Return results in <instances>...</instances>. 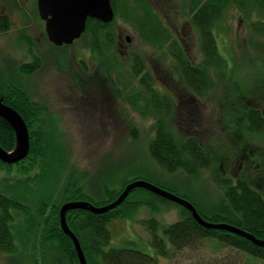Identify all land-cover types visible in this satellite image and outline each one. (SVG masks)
<instances>
[{
    "label": "rangeland",
    "instance_id": "rangeland-1",
    "mask_svg": "<svg viewBox=\"0 0 264 264\" xmlns=\"http://www.w3.org/2000/svg\"><path fill=\"white\" fill-rule=\"evenodd\" d=\"M147 1L178 38L192 63L201 64L203 53L199 34L188 17L177 9L178 0ZM37 2L0 0V14L7 15L12 24L7 33H0V75L5 86L21 87L29 95L32 105L41 110L38 120L31 124L29 130L32 133L43 131L56 137L68 155V169L55 181L58 191L48 206L46 217L53 206H59V198L70 174H75L86 193H90L87 188L90 181L98 186L100 175L97 173L99 170L107 171L106 165L123 170L122 174L129 179L137 177L148 181L194 201L200 209L209 210L220 195L214 180L216 170H203L197 176L187 175L184 171L175 174L163 171L149 152L159 120H164L169 130L180 139L195 136L211 151L223 146L221 158L226 161L222 159L220 173L233 178L244 176L264 195V134L254 139L247 137L243 123L238 119L242 116L236 110L234 118L226 115L224 96L227 82L224 78L215 75L216 89L204 98L195 97L184 86L172 56L144 43L135 30L119 18L111 28L116 36L114 56L106 66L90 48L89 37L83 36L71 46L56 47L47 37ZM250 19L264 20V16L256 14ZM248 21L243 20L237 9H231L215 32L220 52L235 64L234 78L240 82V88L244 90V80L251 86L258 78L261 80V88L256 89L259 94L248 95L246 109L264 108V97L255 99L264 96V63L259 62L257 51L251 48L250 38L254 33ZM259 40L264 42L263 38ZM137 56L144 62V74L151 73V82L159 95L172 98L175 108L171 115L160 116L158 120L151 112L143 115L129 100L126 101L136 89L144 93V88H139L144 74L137 80L130 78L133 59ZM36 60H40L41 66L34 73L25 75L20 72L23 65L33 64ZM128 76L127 81L138 88L129 85L124 89L120 79ZM119 88L123 89L122 94L115 91ZM241 94H235L233 99ZM235 108L239 107L235 105ZM32 162L28 160L11 168L0 164V193L30 208L31 214L27 216H32L37 224L36 260L38 264H44L42 232L45 219H39L33 200L37 195L42 198L46 191L40 190L41 184L38 186L34 182L28 189L18 184L42 173L45 162L42 159L34 165ZM132 201L141 203L137 213L129 219L111 223L113 239L107 249L136 248L157 257L159 264H253L244 253L210 240L200 244L198 249L181 252L170 249L172 254L169 258L158 256L150 244V234L144 222L154 218L165 226L170 225L186 217L184 210L173 203L155 202L150 195H134ZM146 202L153 205H146ZM14 215L18 226L15 225L14 232L20 246L28 217L22 213ZM8 259V255L0 252V264H8ZM16 259L22 262L18 264H28L32 259L31 252H23L15 256Z\"/></svg>",
    "mask_w": 264,
    "mask_h": 264
},
{
    "label": "trees",
    "instance_id": "trees-1",
    "mask_svg": "<svg viewBox=\"0 0 264 264\" xmlns=\"http://www.w3.org/2000/svg\"><path fill=\"white\" fill-rule=\"evenodd\" d=\"M112 4L116 12V19H122L129 24L144 43L160 51H167L172 56L184 86L195 97L204 98L209 92L216 89L218 82H216L215 75L224 78L227 82L224 96V101L225 99L227 101L226 115L234 118L236 110V113L238 112L242 116V119L239 116L238 119L243 123L247 137L254 139L264 134V108L258 106L246 109L248 95L259 94L256 89L261 88V80L258 78L252 86L244 80L242 83L244 90L240 88L238 85L240 82L234 78L237 71L235 64L230 63L220 52L215 32L219 22L224 20L228 11L237 9L243 20H249V27L254 33L250 38L251 48L257 51L259 62L264 63V42L259 40V38L264 39V20L250 19L254 18L256 14L264 16V0H178L177 9L188 17L190 24L200 37L203 61L199 65H194L187 57L178 38L147 0H112ZM116 19L110 24L90 19L83 35L89 37L90 48L101 58V63L105 66L108 65L106 63L114 56L115 52L116 36L112 33L111 28ZM11 27L9 17L0 14V33H7ZM143 64L144 62L139 56L133 59L131 79L137 80L144 74ZM40 66V60H36L33 64L23 65L20 72L25 75L32 74ZM150 77V73H145L139 82L140 85L138 84L139 88H144V93L140 89H136L138 86H134L133 82L127 81L129 76L127 79L122 77L120 82L124 89L129 85L136 89L133 95L126 98V101L129 100L134 108L140 110L143 115L151 112L159 120L160 116L171 115L175 106L171 97L165 98L161 94L159 95ZM115 91L122 94L123 89L119 88ZM241 92L244 94L242 95ZM235 94L241 95H237L234 100ZM263 97L255 99L261 100ZM0 100L18 111L30 129L31 124L37 121L40 116L41 110L32 105L27 92L19 86H5L1 75ZM235 105L239 108L236 109ZM163 121L159 120L156 136L149 144L151 158L163 171L170 174L184 171L187 175L197 176L203 170H216L214 180L220 190L216 203H213L209 210H204L202 207L200 209L194 201H190L197 208L201 217L214 224H229L238 227L258 239L264 240V195L253 186L248 178L244 176L233 178L220 173L222 159L226 161L225 158H221L223 146L220 145L217 151H211L208 147L203 146L195 136L190 135L180 139L178 135L169 130L168 124ZM30 135V154L24 161L15 165L28 160H33L32 165L36 164L38 159L45 162L40 175L18 183L21 187L29 188L30 184L34 182L38 186L41 184L38 188L46 191L42 198L37 195V198L33 200L39 219H45L42 232L44 264H80L72 239L61 228L60 211L62 206L68 202L77 201H89L98 207L109 205L119 198L128 184L140 180V178L129 179L122 174L123 170L106 165L107 171L99 172V170L97 173L100 175L98 177L99 185L94 186L90 181L87 187L90 193H86V188L81 186L76 175L72 173L59 198V206H53L50 215L46 217L48 206L52 204L51 201L54 200L58 191L55 181L60 173L68 169V155L65 149L59 145V140L56 137L47 135L43 131L32 133L31 130ZM0 146L8 152H12L16 147V133L2 117H0ZM137 161L138 159L134 160V163ZM0 164L8 168L15 166L2 161ZM131 171L135 172L136 170ZM140 194L152 196V199L156 200L155 202L173 203L145 189H136L131 192L121 206L106 214L98 215L80 209L68 213V225L80 240L88 264H159L157 257L136 248L107 249L113 239L111 223L118 219H129L136 214L141 203L132 201V198L134 195ZM151 202L153 203V201ZM145 204L153 205L148 202ZM173 204L183 208L186 217L166 226L154 218L144 222L150 234V244L158 256L169 258L172 254L170 249H173L174 252L198 249L200 244L210 240L216 241L220 246L244 253L253 264H264V247L257 246L247 238L225 230L205 228L194 219L190 211L176 203ZM14 213L17 215L22 213L27 216L31 214V211L24 203L0 193V252L9 256L8 264H18L22 262L14 260L15 256L30 251L32 259L28 264H38L35 242L37 224L32 216H27L29 219L26 218V226L23 228L25 234L21 235L23 236L22 244L19 246L14 232L17 226ZM130 245L135 246L131 242Z\"/></svg>",
    "mask_w": 264,
    "mask_h": 264
},
{
    "label": "water",
    "instance_id": "water-1",
    "mask_svg": "<svg viewBox=\"0 0 264 264\" xmlns=\"http://www.w3.org/2000/svg\"><path fill=\"white\" fill-rule=\"evenodd\" d=\"M38 11L41 20L45 23V30L49 41L56 47L71 46L80 40L87 30L88 21L96 19L105 24L114 22L116 12L112 0H38ZM129 41V38H128ZM0 117L4 118L16 133V147L8 152L0 146V161L15 165L24 161L30 154L31 135L28 124L22 115L0 100ZM145 189L168 201L176 203L192 213L197 222L208 229L225 230L252 241L255 245L264 247V240L258 239L238 227L229 224H214L204 220L197 208L187 199L152 184L148 181L137 180L128 184L119 198L106 206L98 207L88 201L68 202L60 211L61 228L68 235L76 248L79 263L88 264L80 240L68 225L67 215L72 210H87L94 214H106L119 206L129 197L132 191Z\"/></svg>",
    "mask_w": 264,
    "mask_h": 264
},
{
    "label": "flooded vegetation",
    "instance_id": "flooded-vegetation-1",
    "mask_svg": "<svg viewBox=\"0 0 264 264\" xmlns=\"http://www.w3.org/2000/svg\"><path fill=\"white\" fill-rule=\"evenodd\" d=\"M144 72H146V70H144ZM151 74V73H150Z\"/></svg>",
    "mask_w": 264,
    "mask_h": 264
}]
</instances>
